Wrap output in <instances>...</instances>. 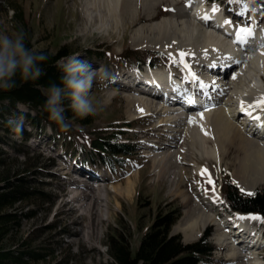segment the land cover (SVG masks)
<instances>
[{"label":"rangeland","instance_id":"obj_1","mask_svg":"<svg viewBox=\"0 0 264 264\" xmlns=\"http://www.w3.org/2000/svg\"><path fill=\"white\" fill-rule=\"evenodd\" d=\"M173 1L161 0L155 7H151L146 11L142 9L139 0H130V9L121 12L120 16H115V13L110 15L107 13L101 17L97 15L96 22H92L90 18L95 17V11L91 9V0H0V31L13 32L16 30L13 12L14 7H16L22 10L23 24L28 29L27 35L30 37V47L38 50L46 48L54 51L57 45L69 43L79 48L109 50L113 55L119 54L125 45L134 49L157 50L167 53L168 57H163V60L159 59L158 64L153 67L145 66L141 68L139 72L145 73L147 69L150 72L157 69H170L174 74V72H181L184 68L181 56L162 46L144 45L148 41L147 39L132 38L133 30L137 27H147L149 25L158 27L160 18L171 14L172 4L175 6L185 4L184 0L179 2L176 0L177 3ZM100 18H103L105 22L102 26L97 24ZM228 19L230 18L228 17ZM168 53L177 54L180 61L173 54ZM77 54L86 59L93 67L113 68L112 64L108 63L106 65L107 63L101 60L90 59L89 61V58L84 55L85 52ZM186 57L188 65H192L191 63H194L195 58L192 62L189 61L188 56ZM122 66H115L113 72H109L110 76L112 78L116 77L118 80L119 77L127 80L129 74H131L129 72L133 71L128 72L126 70L128 66ZM232 73L233 71H230L224 77L226 80L230 77V83L241 86V80L238 77L231 79ZM199 74L202 75H198L199 77H205L206 73L205 71L202 73L199 71ZM262 78L264 79V76ZM115 83L111 79L108 82L107 89H100L95 84L93 85L92 97H106L107 102L98 111L91 114V126L96 129L119 128L122 130L118 133L127 137L122 140L131 144L128 154L121 160V162H124L123 164H119V161L114 158H107L109 164L102 163L101 155L84 149L71 153L70 148L63 149L61 147L59 140L54 141L49 127H46L44 135L38 133L35 129H31L34 136L23 143H21L20 135L15 134L10 128L8 135L0 140V158L4 160L8 168L23 176L28 190L34 192L36 196L30 199L32 201L23 204L25 209L26 207L32 208L35 215L29 219H19V229L13 230L14 237L12 239L17 242L21 236V238H26V241L36 246L41 245L42 250L49 251L44 260L30 261L28 264H109L110 259L105 246L108 235L121 227L126 233L129 244L136 248L143 231L148 224L152 223L159 210L165 211L176 208L179 211V217L173 224L171 233L178 234L183 242H192L206 229L211 228L213 230V224L217 225V229L220 228V226L218 227L220 222L217 220L221 218L220 212L225 211L220 206L223 199V192L221 191L222 172H230V176L238 182L240 189H244L241 182L235 178L234 172L238 166V157H244L245 151H240L231 144L228 146L226 141L222 147L224 151L219 154V161H216L202 153V144H210L206 136L200 141L197 134L194 133L196 138L189 141L187 137H183V131H174V128L180 126V122L175 123L177 126L175 124L169 126L166 129L169 131H164L174 133L178 137L175 144L170 148V157L172 158L177 147H180V156L185 161L181 165L184 167L186 177L182 176L181 179L169 178L170 176L167 174H165L166 176H155L151 162L147 159L149 156L144 153L147 151L148 142L154 143L155 133L163 130L153 128L160 114H156V116L151 113L137 116L129 115L126 111L128 102L125 98L127 95L149 96L122 86L119 87ZM228 91L231 93L232 89ZM26 109L25 105L18 104L19 112ZM16 116H21V114L19 113ZM128 125L132 126L128 127ZM24 127L28 128L29 126L24 123ZM74 127L81 128L76 123ZM121 128L126 130L123 131ZM3 131V128L0 127V134ZM148 131H151V134H148ZM130 165L133 166V169L135 167L138 169V176L135 178L131 196L117 195V201L114 198L115 194L110 191L108 197L111 213H109L108 220L101 225L100 240L96 239L93 246L77 242L75 235H72L65 228L68 227L71 230L79 228V225L70 223L71 217L78 215L79 210H76L77 212L73 211L72 214L56 213L58 203L62 199L65 200L71 196L68 192L71 185L67 177L69 179L77 177L76 171L79 168L94 171L98 167H102V169L104 167L112 172H121L122 169L128 170ZM249 165V168L256 169L253 163H249ZM201 166L205 168L198 171L197 169ZM171 169L172 167H170ZM127 173L122 172L120 176L124 178ZM176 183L178 184L176 185ZM262 185H264V178L256 184L255 188ZM106 186L111 188V183H107ZM243 192L248 193L246 190ZM117 203L119 204L117 205ZM71 204L75 205L76 202H70L68 205H64L63 208L66 209ZM199 209L204 212H213L216 220L203 222L204 216L201 212L202 217L194 221V226L191 224L185 230L181 227L176 229L177 224L181 226L191 222L198 215ZM103 211V215L106 216V208ZM238 214H236V217L239 216ZM257 220L258 217L254 222ZM262 221V231L264 233V220ZM221 233H224V236H226L225 233L230 235L231 230L228 229ZM214 237L216 238V233L210 236L211 241H215ZM216 240L217 243L221 242L215 251V259L211 264H245L244 260L231 261L228 258L227 244L223 240L217 238ZM257 240L254 247L257 243H261L263 237L261 241H259V237ZM11 242L8 239L7 243L12 244ZM252 252L259 259L257 264H264V250H252Z\"/></svg>","mask_w":264,"mask_h":264},{"label":"bare ground","instance_id":"obj_2","mask_svg":"<svg viewBox=\"0 0 264 264\" xmlns=\"http://www.w3.org/2000/svg\"><path fill=\"white\" fill-rule=\"evenodd\" d=\"M139 1L142 9L148 11L161 0ZM90 3L91 9L95 11V17L90 18L92 22H96L97 15L101 17L107 13L108 15L115 13V16L118 17L121 12L130 9V0H91ZM214 4L217 6L215 11H213ZM221 10L217 3L206 5L204 0H187L181 6L172 4L171 14L162 16L158 22V27H154V25L140 26L133 30V39L148 40L144 45L162 46L181 56L184 67L182 71H187L190 68L186 57L188 56L189 61L192 62L193 58L195 61L197 58L202 63L203 71L207 73L205 72V77L198 76L199 81L196 85L202 94V103L197 104V106L195 102L187 103V107H184L187 109L185 112H178L176 109V107H182L180 103L187 96H181L177 87L185 86L189 75H178V77L163 69H157L152 73L159 77L169 76L166 82L169 89L166 93L172 92L175 96L178 95L175 97L177 101H183H178L176 107H173L172 104L175 103H172V97L167 95L162 100L156 89L147 88L143 93L149 97L126 96L125 99L128 102L126 111L131 116L145 113L155 114V116L160 114L153 128L163 130L155 133L154 143L148 142L147 151L144 153L149 156L147 159L151 162L155 176L160 177L167 174L170 176L169 178L181 179L182 176L186 177L184 167L181 165L185 161L180 156V147H177L173 157H170V148L175 144L178 137L174 133L166 132L169 131L166 130L169 126L180 122V126L174 128V131H183V137H187L189 141L196 138L194 133L197 134L200 141L206 136L210 144H202V153L216 161H219V154L224 151L222 147L226 141L228 146L231 144L240 151L244 150L246 153L244 157L236 156L238 157V159L236 158L238 166L234 175L247 192H252L256 184L264 178V108L254 103V101L264 97V79L262 78L264 76V27H257L256 19L253 18L249 26L253 27L254 35L252 36L254 37L250 36L246 41L238 40L236 38L237 26L242 24L235 25ZM205 14L208 18H205ZM104 23L103 18L97 22L100 26ZM230 71H233L231 79L238 77L241 80V86L230 83V77L226 80L225 74ZM148 77L152 78V76ZM139 78L142 79V77ZM116 83L120 82L117 81ZM124 85L128 89L130 88L129 85ZM173 87L175 89L172 90ZM135 88L144 90L146 87L144 88L141 84ZM229 89H232L231 93L228 91ZM148 132L151 134V131ZM249 163H253L256 169L249 168ZM132 167L130 165L128 170L122 169L121 172H112L107 168L94 171L79 168L76 171L77 177L71 179L67 177L71 185L68 190L71 196L69 195V198L62 199L58 203L56 213L72 214L73 211L79 210L78 215L72 216L70 219V223L79 225V228L74 230L65 228L72 235H75L77 242L93 246L96 239L100 240L101 225L108 220L109 213H111L108 197L110 191L115 194L114 198L117 201V195L131 196L133 192L138 169ZM170 167H172L171 170ZM203 168L205 167L201 166L197 170L200 171ZM122 172H128L124 178L120 176ZM66 173L70 174L69 172ZM114 180L116 181L114 182ZM107 183H111V188L106 186ZM70 202H76V204H71L64 209V205H68ZM104 208H106V216L103 215ZM201 212L204 216L203 222L216 220L213 212H204L199 209L198 215L191 222L181 226L177 224L176 229L181 227L185 230L191 224L194 226V221L202 217ZM238 213L240 214L235 218V224L239 228L246 227L248 223L258 217L241 212L236 214ZM258 215L262 219L263 216ZM231 228H233L232 225ZM232 230L233 233L237 232ZM263 236L264 233L261 229L256 238L259 237V241H261ZM233 237L232 231L229 236H224V233L221 232L216 233V238L227 244L228 258L231 261L244 260L245 264H257L259 259L252 254L255 242L244 251L233 244ZM260 244L257 243L255 246ZM241 248L246 247L241 245Z\"/></svg>","mask_w":264,"mask_h":264},{"label":"trees","instance_id":"obj_3","mask_svg":"<svg viewBox=\"0 0 264 264\" xmlns=\"http://www.w3.org/2000/svg\"><path fill=\"white\" fill-rule=\"evenodd\" d=\"M14 9L16 30L24 27L28 33L23 24L22 10L16 7ZM27 36L26 44L30 47V37ZM41 50L48 54V59L40 62L45 69L43 74L36 80L19 82L18 86L10 90L0 91V127L4 130L0 134V140L8 135L10 129L6 124L8 116L20 113L24 117V123L29 126L28 129L24 127L20 135L21 143L32 136L31 129L44 135L46 127H49L54 141L59 140L63 149L70 148L71 153L80 149L88 150L101 155L104 162H108L107 158H114L121 164L131 145L122 140L127 138L118 133L122 130L93 128L91 114L71 119V110H66L69 127H60L48 119L47 112L42 107L47 86L53 82H60V63L79 52H85L86 58L101 60L106 62V65L109 63L113 66H140L146 62L153 64L158 59L157 55H161L160 52L134 49L125 45L119 54L113 55L109 50L79 48L69 43L57 45L54 51L46 48ZM111 69L113 68H107V71ZM19 103L25 105L27 109L19 112ZM75 123L81 128H75ZM221 179L223 206L227 211L256 213L264 217V185L255 189L254 195H249L242 192L237 183H233L229 172H222ZM33 197L36 196L34 192L28 190L23 176L8 168L0 158V264H28L30 261L44 260L49 254V251L42 250L41 245L36 246L26 241V238L20 236L17 242L12 239L14 231L19 229V219H29L35 215L32 208L25 209L23 205L32 201L30 199ZM178 217L179 211L176 208L157 211L152 223L143 231L136 248L129 244L123 228L118 227L108 235L105 242L109 264H197L200 260L211 263L215 245L208 240L210 230L204 231L195 241L183 243L178 234L170 233ZM8 239L12 244L7 243Z\"/></svg>","mask_w":264,"mask_h":264},{"label":"clouds","instance_id":"obj_4","mask_svg":"<svg viewBox=\"0 0 264 264\" xmlns=\"http://www.w3.org/2000/svg\"><path fill=\"white\" fill-rule=\"evenodd\" d=\"M27 39L23 28L13 32L0 31V91L10 90L19 82L36 80L43 74L45 69L40 62L48 59V54L29 47ZM60 68V82L47 86L42 107L49 120L67 128L69 117L66 110H71V119L83 118L94 114L107 102L106 97L93 98L91 90L94 84L100 89H107L111 77L103 66L93 67L78 54L67 57L60 63ZM6 124L15 134L22 135V115L8 116Z\"/></svg>","mask_w":264,"mask_h":264},{"label":"snow or ice","instance_id":"obj_5","mask_svg":"<svg viewBox=\"0 0 264 264\" xmlns=\"http://www.w3.org/2000/svg\"><path fill=\"white\" fill-rule=\"evenodd\" d=\"M246 7V6H245ZM217 8V6L214 4L213 5V11H215ZM205 18H208L207 17V14H205ZM226 22H230V21H226ZM254 35V30H253V27L252 26H249V25H241V26H237V36L236 38L238 40H241V41H246L250 36ZM254 103L256 105H258L259 107H262L264 108V97H261L260 99L254 101ZM233 183H236L235 181H233ZM242 191H245L244 189H241ZM248 194L249 195H254L253 192L251 191H248ZM239 215V214H238ZM249 216H252L254 214H251L249 213L248 214ZM262 219H264V217H262Z\"/></svg>","mask_w":264,"mask_h":264}]
</instances>
